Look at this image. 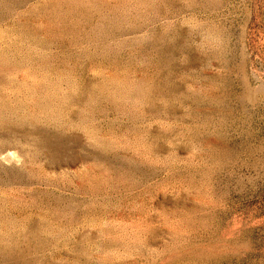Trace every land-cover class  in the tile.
Instances as JSON below:
<instances>
[{"label":"rangeland","instance_id":"374dc122","mask_svg":"<svg viewBox=\"0 0 264 264\" xmlns=\"http://www.w3.org/2000/svg\"><path fill=\"white\" fill-rule=\"evenodd\" d=\"M0 264H264V0H0Z\"/></svg>","mask_w":264,"mask_h":264}]
</instances>
